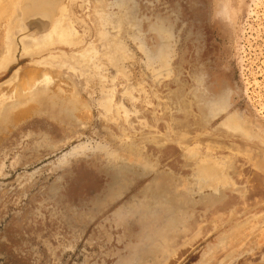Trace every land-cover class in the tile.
<instances>
[{
    "label": "rangeland",
    "instance_id": "rangeland-1",
    "mask_svg": "<svg viewBox=\"0 0 264 264\" xmlns=\"http://www.w3.org/2000/svg\"><path fill=\"white\" fill-rule=\"evenodd\" d=\"M31 1L12 56L0 26V264H264V0Z\"/></svg>",
    "mask_w": 264,
    "mask_h": 264
},
{
    "label": "bare ground",
    "instance_id": "bare-ground-1",
    "mask_svg": "<svg viewBox=\"0 0 264 264\" xmlns=\"http://www.w3.org/2000/svg\"><path fill=\"white\" fill-rule=\"evenodd\" d=\"M33 1H38V0H32L31 2H33ZM20 2H21V0H0V15H2V17H0V20L1 19H6V21H7V24H5V25H2V24H0V26L1 27H3V26H5V27H3V29H4V31H6L7 32V34H5V32H4V34H5V51L3 52V53H7L8 55H10V56H12L13 54V51L15 50V48H16V46H15V43L13 44V42H12V39H11V37H10V34L9 33H11V31L13 30V28L12 27H14V26H11L10 24H13L12 23V21L14 22V20L16 19V18H14V20L13 19H11V18H13L15 15L16 16H18V14L16 13V11H17V7H18V5L20 4ZM66 7V6H65ZM65 7L64 8H61L63 11H64V14H65V12L67 11L66 9H65ZM66 10V11H65ZM62 13V12H61ZM20 14V13H19ZM43 17H47V14L46 13H42L41 14ZM63 15V14H62ZM66 15V14H65ZM15 16V17H16ZM48 18V17H47ZM60 18H62V17H60ZM46 21V20H45ZM63 21V20H62ZM57 22V21H56ZM66 22V21H65ZM15 23V22H14ZM55 23V22H54ZM63 23V22H62ZM59 24V23H58ZM66 24H67V22H66ZM61 25V24H60ZM64 25H65V23H64ZM58 26V25H57ZM57 26L56 25H54V29H53V31H51V33L49 32V34H48V36H46L47 38H48V40L49 39H51V37H52V34L54 33H59L58 31H57ZM16 28V27H15ZM62 29H64V27H61ZM59 29H60V27H59ZM62 29H60V31H62ZM66 30V29H65ZM50 31V30H49ZM57 31V32H56ZM16 32H17V30H16ZM62 32H64L65 33V31H62ZM61 33V32H60ZM73 33V32H72ZM9 34V35H8ZM61 34H63V33H61ZM74 34V33H73ZM45 35V34H44ZM64 35V34H63ZM67 35V34H66ZM66 35L65 36H63L62 38H64L65 37V39H62L61 38V36L59 35L58 36V38L60 37L63 41L64 40H67L66 38L68 37V35H67V37H66ZM43 38L42 39V41L43 40H47V38ZM55 37H57V35L55 36ZM29 38V37H28ZM54 38V37H53ZM61 39H59V40H61ZM37 40V39H36ZM53 40V39H52ZM61 40V41H62ZM25 41V40H24ZM68 41V40H67ZM35 42V41H34ZM43 42H45V43H47V41H43ZM49 42H51V41H49ZM40 43H42L41 41H40ZM44 43V44H45ZM15 46H13V45ZM30 44H32V43H30ZM30 44H28V46L30 45ZM48 44V43H47ZM46 44V45H47ZM11 46H12V48H11ZM31 46V45H30ZM30 46H29V49H30ZM41 46H43V45H41ZM32 47H33V45H32ZM34 48V47H33ZM42 48V47H41ZM24 50H25V48H24ZM26 51V50H25ZM4 55L0 60V62H7L8 61V59L10 58V57H8V55ZM53 58H55V57H53ZM51 61V60H50ZM5 64V63H4ZM30 71V70H29ZM30 72H33V70L32 71H30ZM30 72L28 73V75H29V78H27L28 79V81H31V84L29 85L27 82H24L23 83V86H22V88H20L19 86L15 89V91H14V93H13V96H14V94L16 93L17 95H20V96H22V98H24L23 96H25L24 94H27L26 92H30L31 93V87L32 86H34V83L36 82V81H38V76H39V74L37 73V74H34V76H32L33 74H31V76H30ZM27 73V72H26ZM36 73V72H35ZM22 80V79H21ZM40 82H41V80H40ZM40 82L38 83V85L40 84ZM21 83V82H20ZM48 83V82H47ZM27 85V86H26ZM47 87L49 88V85H47ZM35 88V87H34ZM19 89V90H18ZM0 90H3V89H0ZM47 90V89H46ZM4 91V90H3ZM18 91H20V93L18 94L17 92ZM1 92V91H0ZM29 94V93H28ZM31 96V95H30ZM17 96H15V98H16ZM21 99V98H20ZM1 100H3V95H2V93L0 94V101ZM2 102V101H1ZM18 106V105H17ZM31 107V106H30ZM32 108V107H31ZM29 109V108H28ZM16 111V110H15ZM19 112V111H18ZM16 113V112H15ZM21 113V112H20ZM23 114H28V110H24L23 112H22ZM11 116V115H10ZM17 117H19V115L17 116ZM15 120H16V118H15ZM18 120V119H17ZM235 127H237V125H235ZM239 127H240V124H239ZM244 129V128H243ZM243 131V130H242Z\"/></svg>",
    "mask_w": 264,
    "mask_h": 264
},
{
    "label": "water",
    "instance_id": "water-1",
    "mask_svg": "<svg viewBox=\"0 0 264 264\" xmlns=\"http://www.w3.org/2000/svg\"><path fill=\"white\" fill-rule=\"evenodd\" d=\"M218 96L209 98L208 100L205 101V104L207 105L208 109L215 106L217 103H220L222 100L221 98L216 99Z\"/></svg>",
    "mask_w": 264,
    "mask_h": 264
}]
</instances>
